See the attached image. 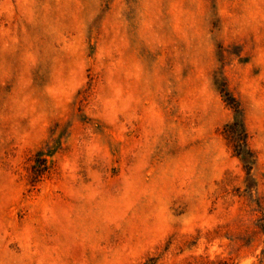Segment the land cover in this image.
I'll list each match as a JSON object with an SVG mask.
<instances>
[{
    "label": "rangeland",
    "instance_id": "obj_1",
    "mask_svg": "<svg viewBox=\"0 0 264 264\" xmlns=\"http://www.w3.org/2000/svg\"><path fill=\"white\" fill-rule=\"evenodd\" d=\"M0 264H264V0H0Z\"/></svg>",
    "mask_w": 264,
    "mask_h": 264
}]
</instances>
